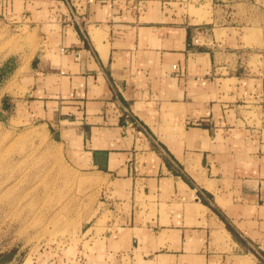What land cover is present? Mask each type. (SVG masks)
<instances>
[{"label": "crops", "instance_id": "crops-1", "mask_svg": "<svg viewBox=\"0 0 264 264\" xmlns=\"http://www.w3.org/2000/svg\"><path fill=\"white\" fill-rule=\"evenodd\" d=\"M263 7L0 0V122L108 179L93 249L66 264H264V61L243 39Z\"/></svg>", "mask_w": 264, "mask_h": 264}, {"label": "rangeland", "instance_id": "rangeland-1", "mask_svg": "<svg viewBox=\"0 0 264 264\" xmlns=\"http://www.w3.org/2000/svg\"><path fill=\"white\" fill-rule=\"evenodd\" d=\"M254 13L262 28L246 25L244 45L264 51V9ZM14 123L0 122V264H66L93 249L86 236L107 220L108 179L80 168L45 126Z\"/></svg>", "mask_w": 264, "mask_h": 264}, {"label": "built area", "instance_id": "built-area-1", "mask_svg": "<svg viewBox=\"0 0 264 264\" xmlns=\"http://www.w3.org/2000/svg\"><path fill=\"white\" fill-rule=\"evenodd\" d=\"M196 41H200V38L198 37L197 39H196ZM258 52L260 53V55H261V57H262V59H263V61H264V51H262V50H260V49H258ZM260 76L264 79V68L262 69V71L260 72ZM126 116H127V118H131V115H130V113L129 112H127V114H126ZM130 125H134V126H137V127H140L141 128V123H139V121H132V122H130L129 123Z\"/></svg>", "mask_w": 264, "mask_h": 264}, {"label": "bare ground", "instance_id": "bare-ground-1", "mask_svg": "<svg viewBox=\"0 0 264 264\" xmlns=\"http://www.w3.org/2000/svg\"><path fill=\"white\" fill-rule=\"evenodd\" d=\"M94 181V180H91V182Z\"/></svg>", "mask_w": 264, "mask_h": 264}]
</instances>
